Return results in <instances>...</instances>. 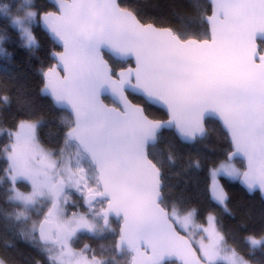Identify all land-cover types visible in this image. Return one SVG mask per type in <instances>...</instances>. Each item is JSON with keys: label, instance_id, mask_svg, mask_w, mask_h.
Segmentation results:
<instances>
[{"label": "snow or ice", "instance_id": "1", "mask_svg": "<svg viewBox=\"0 0 264 264\" xmlns=\"http://www.w3.org/2000/svg\"><path fill=\"white\" fill-rule=\"evenodd\" d=\"M55 8L41 12L32 0H0V15L10 18L21 47H39L32 30L37 19L62 45L54 53L57 63L43 72L41 92L71 112L61 119L62 147L55 154L37 139L39 120L0 128L9 137L0 149L8 162L5 196L12 209L5 220L31 221L18 235L47 264H120L122 257L128 264H249L229 246L214 216L207 226L197 225L194 209L181 210L178 201L168 200L165 159L175 164L181 157L171 142L161 150L166 156L153 148L165 130H174L182 143L202 141L206 121L214 118L231 151L211 170L213 199L230 211L218 175L264 194V0H210V15L201 14L183 30L145 22L118 0H55ZM0 53L11 58L2 47ZM106 54L134 60L135 66L116 71ZM133 95L162 106L168 118H150ZM102 96H110L112 105ZM2 103L7 107L9 97ZM237 158L242 168L234 165ZM187 159L188 168L201 167L198 157ZM18 181L31 190L21 191ZM70 190L80 194L86 211L68 214ZM33 210L40 213L35 220ZM177 226L189 236L193 229L201 234L198 249ZM80 233H113L114 242L110 250L85 244L77 252L72 242ZM244 239L250 252L264 248V235Z\"/></svg>", "mask_w": 264, "mask_h": 264}, {"label": "trees", "instance_id": "2", "mask_svg": "<svg viewBox=\"0 0 264 264\" xmlns=\"http://www.w3.org/2000/svg\"><path fill=\"white\" fill-rule=\"evenodd\" d=\"M32 1L41 12L55 10L48 0ZM4 2L15 5L19 0ZM120 4L137 12L145 22L176 30L185 29L191 21L198 22L203 13L210 14L207 0H121ZM194 4H198L199 8H194ZM12 13H16L15 7ZM32 30L39 41V47L29 51L21 47L19 34L11 25L10 18L0 15V36L5 38L0 47L11 54L9 59L0 53V128L15 130V125L20 119L39 120L41 122L38 128L39 141L55 154L62 147L64 125L61 119H68L71 116L56 109L49 98L42 97L41 89L44 85L43 72L54 65L52 55L59 49L41 29L39 19L34 21ZM106 59L116 71L128 65L115 61L108 55ZM4 96L10 99L7 107L2 103ZM130 98L134 103L143 106L150 118L166 119L164 111L149 105L143 98L136 96ZM105 101L112 104L109 99ZM206 126L207 138L193 145L182 143L173 131H164L161 141L153 148L154 154L166 156L161 150L165 144L171 142L181 157L175 164H167L165 159L166 166L163 169L165 195L169 201H178L181 210L194 209L199 222H205L208 216L213 215L219 221V227L230 246L250 263L264 264V248L250 252V246L244 239L248 234H255L257 237L264 235V202L259 194L248 195L237 180L226 177L222 178V183L228 196L227 206L230 211H225L214 202L210 194V172L214 165L217 166L226 160L231 145L218 122L208 120ZM8 142L7 131L0 132V149ZM189 155L201 160L199 169L188 168ZM238 165L240 168L243 167L241 162H238ZM7 167L6 157L0 152V259L5 264H37L38 261L40 264H47L37 255L39 251L18 235L23 227L19 226L20 222L6 221L4 218V213L12 210L5 196L8 187L5 178ZM17 185L23 192L30 191V187L23 182ZM114 224L118 228L119 222L115 221ZM100 240L82 234L76 240V244L78 248L90 244L97 252L101 245L105 249H111L114 241L108 245L101 243ZM120 259L128 264V258Z\"/></svg>", "mask_w": 264, "mask_h": 264}, {"label": "rangeland", "instance_id": "3", "mask_svg": "<svg viewBox=\"0 0 264 264\" xmlns=\"http://www.w3.org/2000/svg\"><path fill=\"white\" fill-rule=\"evenodd\" d=\"M33 2V1H32ZM33 24H34V22H33ZM33 24H32V26H33ZM39 128V127H38ZM38 128H37V139H38V141H39V138H38ZM39 143H40V141H39ZM41 144V143H40ZM41 146H42V144H41ZM43 148H45L44 146H42ZM46 149V148H45ZM46 150H48V149H46ZM48 151H50V150H48ZM50 152H52V151H50ZM53 153V152H52ZM234 163V165L237 167V168H240L239 166H238V164L236 163V162H233ZM219 165V164H218ZM217 165V166H218ZM212 170V169H211ZM229 178V177H227V176H223V175H218L217 177H216V180L218 181V183L223 187V189H224V186H223V183H222V178ZM230 179H232V178H230ZM233 180H237L238 181V179H233ZM19 182H23V183H25V184H27L29 187H30V190H31V186L27 183V182H25V181H18L17 182V184L19 183ZM212 183H213V178H212V175H211V172H210V193H211V185H212ZM17 187H18V185H17ZM21 190V189H20ZM225 190V189H224ZM211 197H212V194H211ZM212 199H213V197H212ZM214 200V199H213ZM214 202H216L215 200H214ZM217 203V202H216ZM218 204V203H217ZM77 205L81 208L80 210H79V208L77 207ZM219 205V204H218ZM221 206V205H220ZM64 207H65V209L67 210V212H68V214L69 215H71V213L73 212V211H76V212H84V211H86L87 209H86V207H85V203H84V201H83V199H82V197L80 196V194L79 193H77V192H75V190H70V195H69V200H68V203L66 204V205H64ZM222 208H223V206H221ZM224 209V208H223ZM37 214H39V211L38 210H33L31 213H30V215H31V218H32V220H35L36 219V216H37ZM210 216H213V215H210ZM209 217V216H208ZM16 223H18V222H16ZM30 223H31V221H29L27 224H25L26 226H28V225H30ZM195 223L197 224V225H203V226H207V220L205 221V222H199L197 219H196V216H195ZM19 226H23L21 229H23L24 227H26V226H24V222H20V224H19ZM112 227L113 228H117V227H115V226H113L112 225ZM177 228H178V230L181 232V233H183L185 236H189V233L188 232H186L184 229H182V228H180L179 226H177ZM82 234H85V235H91V234H88V233H80V234H78V237L80 236V235H82ZM113 233H107L106 235H105V238H100L101 240V243H104V244H108V243H110L111 244V242L113 241ZM189 239L192 241V243H193V245L195 246V248L196 249H198V247H199V240L201 239V234L198 232V231H196L195 229H193V234L192 235H190L189 236ZM77 240V239H76ZM76 240H74L73 242H72V247H73V249L75 250V251H77V252H79L80 250H77V248H78V246H77V244H76ZM74 242H75V246L77 247L76 249L74 248ZM107 242V243H106ZM29 244V243H28ZM30 245V244H29ZM109 245V244H108ZM112 245V244H111ZM230 246V245H229ZM231 248H233L232 246H230ZM35 248V247H34ZM36 249V248H35ZM93 249V248H92ZM106 250H108V249H106ZM37 255L39 256V257H41L42 259H44V261L47 263V260H46V257L44 256V255H42L40 252L38 253L37 252ZM122 259L123 260H126L127 259V257L126 258H124V257H122ZM0 261H2L1 259H0ZM5 264V263H4ZM120 264H125L124 263V261H121V259H120ZM225 264H226V262H225ZM249 264H252V263H250L249 262Z\"/></svg>", "mask_w": 264, "mask_h": 264}, {"label": "water", "instance_id": "4", "mask_svg": "<svg viewBox=\"0 0 264 264\" xmlns=\"http://www.w3.org/2000/svg\"><path fill=\"white\" fill-rule=\"evenodd\" d=\"M120 1L121 0H118V2L120 3ZM208 2H209V4H210V0H207ZM48 2H49V4H51L53 7H54V9L56 10V8H55V0H48ZM55 10H53V11H55ZM210 15V14H209ZM39 24H40V27H41V29L50 37V39L55 43V45L58 47V51H56V52H54V53H59V52H61V51H63V47H62V45L58 42V41H56L55 40V38L54 37H52L51 36V34L47 31V29L45 28V26H44V24H43V22L42 21H40L39 20ZM258 43H259V41H258ZM54 53H53V55H52V57H53V59H54V65L57 63V60H56V57H55V55H54ZM107 55V54H106ZM109 56V55H108ZM105 58H106V56H105ZM114 59V58H113ZM115 61H118V62H121V63H127V62H132V65H131V67H134L135 66V61L134 60H130V61H119V60H116V59H114ZM130 67V66H129ZM43 88V87H42ZM41 95H42V97H45V98H49L50 100H51V102L53 103V101H52V99H51V97L50 96H47V95H43L42 94V92H41ZM133 96H136V95H133ZM136 97H140V96H136ZM103 100H104V102L106 103V104H108L106 101H105V99H109L110 100V102L112 103V98L110 97V96H102L101 97ZM141 98H143V97H141ZM144 99V98H143ZM145 100V99H144ZM146 101V100H145ZM146 103H148L147 101H146ZM149 105H151V106H153V107H155V108H157V109H160V110H162V111H164L165 113H166V115H167V118H168V114H167V111L162 107V106H160V105H154V104H150V103H148ZM53 105H54V107L56 108V109H58L59 111H65V112H67L70 116H71V112H70V110L69 109H66V108H60V107H58V106H56L54 103H53ZM112 104H109V106H111ZM209 120H214V121H216L214 118L213 119H209ZM208 121V120H207ZM207 121H206V123H207ZM216 122H218V121H216ZM219 123V122H218ZM207 127V126H206ZM165 131H173L174 132V130H165ZM229 143H230V141H229ZM158 144V143H157ZM156 144V145H157ZM184 144H187V143H184ZM155 145V146H156ZM187 145H193V144H187ZM231 145V144H230ZM235 161H240V159L239 158H237V159H234L233 160V162H235ZM241 162V161H240ZM238 184H239V186L242 188V189H244V191L248 194V195H250V196H253L254 194H256V193H258L259 195H260V197H261V199L263 200V202H264V194H262L260 191H259V189H257V190H255V191H252V192H250V191H248L247 189H246V187L241 183V181H240V179H238ZM112 219H115V220H117L115 217H112ZM118 221V220H117ZM181 233V232H180ZM182 235H184L183 233H181ZM193 249L194 250H196V248H195V246L193 245ZM199 254V253H198ZM175 264H180V261L179 260H176L175 261Z\"/></svg>", "mask_w": 264, "mask_h": 264}, {"label": "flooded vegetation", "instance_id": "5", "mask_svg": "<svg viewBox=\"0 0 264 264\" xmlns=\"http://www.w3.org/2000/svg\"><path fill=\"white\" fill-rule=\"evenodd\" d=\"M126 64H128L126 67H129V66H131L132 65V62L130 61V62H127ZM125 67V68H126ZM166 114V113H165ZM166 119H167V115H166ZM166 119H162V120H166ZM227 158V157H226ZM237 164H238V162H240V161H235ZM239 166V165H238ZM239 167H241V166H239ZM238 182V181H237ZM226 192V191H225ZM211 194V193H210ZM256 194H258V193H256ZM255 195V194H254ZM260 196V195H259ZM77 207L79 208V210L81 209L78 205H77ZM85 207H86V209H87V205L85 204ZM40 214V213H39ZM39 214H37V216L39 215ZM37 216H36V218H37ZM119 222V221H117V220H115V219H112V225L113 226H115V224H114V222ZM120 223V222H119ZM116 227V226H115ZM90 237H92L91 235H89ZM93 239H100V238H98V237H92ZM74 240H76V239H74ZM91 249H92V247H91V245L90 244H87ZM74 248L76 249L77 247L75 246V242H74ZM84 247H82V248H77V250H81V249H83Z\"/></svg>", "mask_w": 264, "mask_h": 264}]
</instances>
